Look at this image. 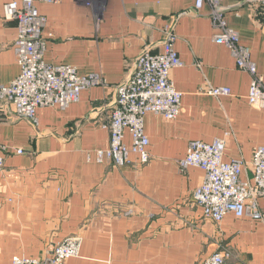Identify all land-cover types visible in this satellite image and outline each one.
<instances>
[{
	"label": "crops",
	"instance_id": "1",
	"mask_svg": "<svg viewBox=\"0 0 264 264\" xmlns=\"http://www.w3.org/2000/svg\"><path fill=\"white\" fill-rule=\"evenodd\" d=\"M0 0V85L21 72L14 50L17 22L4 18ZM196 0H61L37 3L47 18L44 59L70 64L80 75L100 73L104 85L84 89L67 107L40 108L37 123L0 103V264L15 255L44 259L59 242L82 237L79 257L65 264H198L220 246L227 264H264V216L227 214L221 223L203 217L193 199L205 172L179 161L192 140L227 137L225 159H242V178L253 176L254 149L264 145V110L248 102L252 76L230 49L213 39L211 5L198 14ZM229 25L248 46L264 75V0H222ZM173 26L182 65L171 77L183 93L175 119L148 113L145 132L152 160L116 168L95 160L108 149L114 86L133 72L147 48L163 50ZM210 87L231 95L213 96ZM227 132L229 134H227ZM127 143L131 136L126 135ZM23 148L24 154H17ZM88 154L92 158L88 159ZM264 212V199L260 200Z\"/></svg>",
	"mask_w": 264,
	"mask_h": 264
},
{
	"label": "built area",
	"instance_id": "2",
	"mask_svg": "<svg viewBox=\"0 0 264 264\" xmlns=\"http://www.w3.org/2000/svg\"><path fill=\"white\" fill-rule=\"evenodd\" d=\"M59 1L22 0L4 6V18L17 22L14 50L21 72L10 84L0 85V103L12 107L18 117L34 123H37L40 108L67 107L80 99L84 89L104 85L100 73L80 75L73 65L51 64L44 59L47 18L39 12L37 3ZM205 1L211 5L214 41L226 45L238 67L251 74L248 102L264 110V75L259 72L251 49L241 42L239 33L229 25L222 0H196L195 8L190 12L198 14ZM163 32V50L155 53L150 48L145 49L136 60L133 72L114 86L115 100L110 104L108 121L103 124L110 132V145L108 149L96 151L95 160L99 163L108 162L116 168L148 164L152 155L150 139L145 132V116L155 113L172 120L181 113L183 93L176 89L171 77L173 69L182 65L176 49L178 37L172 25L165 27ZM207 93L231 95V90L210 87ZM127 133L131 136L130 144L126 141ZM226 138H216L212 142L190 141L179 166L182 171L193 166L205 172L202 184L193 192V199L202 208L205 219L221 223L231 213L238 218L249 216L260 221L264 216L260 204L264 199V145L254 149L251 160L253 176L243 179L244 161L225 159ZM16 151L17 154L25 153L23 148ZM91 158L88 154V159ZM5 166L6 158L0 155V170ZM82 242L81 236H70L58 242L44 259L18 256L12 264H65L80 254ZM232 254L228 246H220L198 264H227Z\"/></svg>",
	"mask_w": 264,
	"mask_h": 264
},
{
	"label": "rangeland",
	"instance_id": "3",
	"mask_svg": "<svg viewBox=\"0 0 264 264\" xmlns=\"http://www.w3.org/2000/svg\"><path fill=\"white\" fill-rule=\"evenodd\" d=\"M79 236V235H78ZM63 241V240H62ZM59 242H61V241H59ZM81 252V251H80ZM216 252V251H215ZM214 253V252H213ZM80 256V254L77 256V257H79ZM15 257H18V255H15L14 257H13V259L12 260H14V258ZM21 257H24V256H21ZM28 258V257H27ZM32 259H36V258H32ZM69 260V259H68Z\"/></svg>",
	"mask_w": 264,
	"mask_h": 264
}]
</instances>
